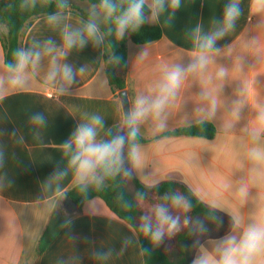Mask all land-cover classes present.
<instances>
[{"label": "crops", "instance_id": "0c3cea01", "mask_svg": "<svg viewBox=\"0 0 264 264\" xmlns=\"http://www.w3.org/2000/svg\"><path fill=\"white\" fill-rule=\"evenodd\" d=\"M229 2L181 0L180 7L172 10L166 0L165 10L146 23L158 26L161 37L143 45L126 44L131 107L137 96L155 97L167 69L192 61L195 28L199 25L202 35L214 31ZM71 4L86 10L87 18L68 9L59 12L57 24L48 22L49 15L36 17L20 36L19 48L42 50L48 40L62 47L64 28H82L94 6L79 0ZM239 5L241 15L233 30L216 42L219 51L211 55L203 72L186 76L165 108L161 115L165 127L158 130L160 121L151 116L139 125V136L147 140L139 143L141 163L133 168L125 159L124 168L131 175L121 173L132 197L134 181L144 187L177 181L213 211L210 217H193V234L181 243L183 260L175 250L168 254L173 264H192L203 252H213L223 237L239 235L264 218V130L253 135L264 110V5L256 0H239ZM4 31L0 28V34ZM105 57L104 42L71 49L58 63L85 71L61 94L58 83L45 79L51 57L43 56L28 83L0 100V264H145L135 229L100 198H91L75 213L63 216L59 201L75 186L71 171L62 180L52 179L55 171L67 169L60 145L91 115L104 120L101 138H108V129L122 134L118 91L107 83ZM4 64L0 40V73ZM220 70L223 76L218 75ZM34 114L44 118L42 125L33 123ZM200 122L214 127L213 138L161 136ZM241 188L246 195H240ZM150 243L164 250L172 242ZM257 264H264V257Z\"/></svg>", "mask_w": 264, "mask_h": 264}, {"label": "clouds", "instance_id": "9594fccd", "mask_svg": "<svg viewBox=\"0 0 264 264\" xmlns=\"http://www.w3.org/2000/svg\"><path fill=\"white\" fill-rule=\"evenodd\" d=\"M27 2V0H26ZM264 5V0H256ZM181 0H167V7L176 10L180 7ZM32 6L35 0H31ZM166 0H99L97 6L89 12V18L82 28L69 30L66 26L62 33V47L56 48L51 40L45 42L42 50L17 49L13 53L11 62L3 65L0 73V100L14 89L23 88L36 73L43 56H50V64L45 79L48 82L58 83L59 91L64 94L75 83L77 74H83V67L78 70L58 60L66 58L68 52L74 47L83 48L88 42L100 45L104 41L97 18L102 14L104 22H111L117 38L123 39L126 32H135L145 23L154 21L165 10ZM64 0L58 4L59 9L66 7ZM241 15L239 0H230L224 6L222 20L219 27L209 34L202 35L198 25L194 30L196 50L193 52L192 61L185 67L174 65L167 69L156 86L154 98L137 96L132 107L123 116V127L127 134H115L112 129L105 133L108 138H101L105 123L100 115H91L84 122L77 125L70 137L60 145L62 153L67 157V169L57 170L52 174V179H64L68 171L72 174V183L82 193H87L89 187H100L106 178H114L123 173H131L124 168L125 159L133 168L141 163L140 146L136 142L139 135V125L149 116L160 121L157 129L165 127L161 115L169 102L175 98L178 90L189 73L203 72L211 62V55L218 52L217 40L232 31L237 19ZM61 19L59 12L48 16L50 24H57ZM214 24L217 22H213ZM113 28L107 29V34L113 33ZM38 47V46H36ZM112 59L119 64L121 57L113 54ZM140 59H143L141 55ZM218 75L223 76L220 70ZM33 123L42 125L44 118L40 114L32 116ZM259 127L253 130V135L264 130V110L257 117ZM127 153L125 154V147ZM2 159V158H0ZM140 200L144 193H138ZM240 195H246V189H240ZM126 207L130 204L120 197ZM172 207L186 212L191 207V202L179 193L170 197ZM141 231L149 237L153 244H159L165 235L172 236L180 228L179 216L170 214L164 205H156L152 215L141 217ZM188 221L185 220V224ZM201 231H205L203 225ZM264 257V218L249 224L239 235L229 234L217 243L213 252H203L193 259L192 264H257L258 258Z\"/></svg>", "mask_w": 264, "mask_h": 264}, {"label": "trees", "instance_id": "16d2710c", "mask_svg": "<svg viewBox=\"0 0 264 264\" xmlns=\"http://www.w3.org/2000/svg\"><path fill=\"white\" fill-rule=\"evenodd\" d=\"M86 1L91 5H99V0H79ZM61 0H35L32 6L31 0H0V28H4V33L0 34L2 44L4 63L11 62L13 53L19 48V39L25 28L30 22L39 16L50 15L65 10H73L81 16L87 18L86 13L74 7L71 0H64L66 7L59 9L58 4ZM102 15V14H101ZM103 19V16H102ZM113 28L111 22H104L100 25L101 33L104 34V50L106 57L104 59V74L108 85L116 91L127 90V71H126V44L131 42L135 45H143L158 40L161 37V31L158 26L148 24L142 25L135 32H126L123 39L117 38L114 33L107 34V29ZM113 54L119 55L121 60L119 64L112 59ZM66 100L65 97H62ZM215 134L214 127L207 122H200L181 128H177L161 136H189L201 137L205 139L213 138ZM147 140L138 135L136 142L142 143ZM136 196L132 197L125 189L121 174L114 178H106L100 187H89L87 193H82L74 186L68 190V195L78 208L91 199L98 197L120 219L132 226L137 232L142 244L145 256V264H173L168 258L171 250H175L178 256L183 260V248L181 243L190 239L193 231V217L196 215L212 216L213 211L198 200L191 191L183 184L177 181L162 182L153 187H144L137 181H134ZM138 193H144V199L138 198ZM179 193L186 200L191 202V207L186 212L172 207L170 197L172 194ZM120 197L126 200L130 207L122 203ZM156 205H164L168 208L171 215L179 216L180 228L171 236V246L167 249L155 248L151 245L149 237L145 236L140 228L141 217L152 215V209ZM185 220L188 221L185 224ZM47 228L40 238L38 251L40 252L45 244Z\"/></svg>", "mask_w": 264, "mask_h": 264}, {"label": "water", "instance_id": "95a60500", "mask_svg": "<svg viewBox=\"0 0 264 264\" xmlns=\"http://www.w3.org/2000/svg\"><path fill=\"white\" fill-rule=\"evenodd\" d=\"M117 96H118L120 107H121L122 121H123L124 114L127 111H129L131 108L130 96L126 89L119 91L117 93ZM120 130L122 134L124 135L127 134V129L123 127V124L121 125ZM59 204H60V211L65 217H68L71 214L78 211L77 205L71 200V198L68 195H64V197L59 201Z\"/></svg>", "mask_w": 264, "mask_h": 264}, {"label": "rangeland", "instance_id": "374dc122", "mask_svg": "<svg viewBox=\"0 0 264 264\" xmlns=\"http://www.w3.org/2000/svg\"><path fill=\"white\" fill-rule=\"evenodd\" d=\"M83 11L87 12L86 10H83ZM97 11H98V8H97ZM97 22H98L100 25H103L102 15H100V16L97 18ZM162 242H163L164 245H168V244L171 242V238H170V236L165 235V237L163 238ZM171 254L174 255V254H175V251H172Z\"/></svg>", "mask_w": 264, "mask_h": 264}]
</instances>
